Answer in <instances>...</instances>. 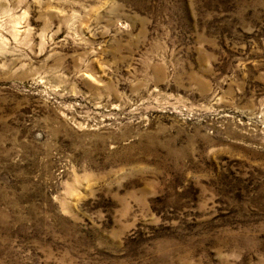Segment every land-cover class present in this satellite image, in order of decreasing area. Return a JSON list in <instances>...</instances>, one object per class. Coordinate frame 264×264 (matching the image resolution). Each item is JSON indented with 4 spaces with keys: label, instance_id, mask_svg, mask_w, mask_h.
I'll return each instance as SVG.
<instances>
[{
    "label": "rangeland",
    "instance_id": "1",
    "mask_svg": "<svg viewBox=\"0 0 264 264\" xmlns=\"http://www.w3.org/2000/svg\"><path fill=\"white\" fill-rule=\"evenodd\" d=\"M0 264H264V0H0Z\"/></svg>",
    "mask_w": 264,
    "mask_h": 264
}]
</instances>
